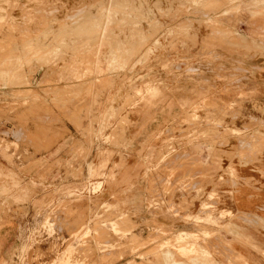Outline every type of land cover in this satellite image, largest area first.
<instances>
[{
  "label": "rangeland",
  "instance_id": "rangeland-1",
  "mask_svg": "<svg viewBox=\"0 0 264 264\" xmlns=\"http://www.w3.org/2000/svg\"><path fill=\"white\" fill-rule=\"evenodd\" d=\"M119 3L0 0V264H264V0Z\"/></svg>",
  "mask_w": 264,
  "mask_h": 264
},
{
  "label": "crops",
  "instance_id": "crops-1",
  "mask_svg": "<svg viewBox=\"0 0 264 264\" xmlns=\"http://www.w3.org/2000/svg\"><path fill=\"white\" fill-rule=\"evenodd\" d=\"M4 1H7V0H4ZM120 2V0H118V3ZM122 2V3H121ZM121 2L119 3L120 5H126L125 8H130V6H133V2L134 0H121ZM4 10V8L0 7V12ZM129 12V10H127ZM127 12V13H128ZM129 16H130V13H128ZM5 19V16L4 15H0V21L3 22ZM127 23V22H125ZM162 43L158 42V45H160ZM119 46L122 45L121 42H119L118 44ZM119 53L116 52V51H111V54H110V59H109V64L110 65H113L114 63H112V59L114 58V56H116V59L117 60H124V58L121 56V55H118ZM253 63H248L246 64L245 66L247 67L248 70H251L252 69V65ZM258 65V64H257ZM261 65V64H260ZM7 79H8V82H10L12 85H14V79H13V75L12 74H7ZM258 80H260V77L257 78ZM256 86H263V83L262 82H257L256 84H249V87H256ZM139 91V90H138ZM147 93L150 95V97L152 95L154 96H157L158 94L161 93V89L159 87H153V86H150V87H147L146 89ZM151 99L153 98H148L147 101H151ZM37 168V164H32L30 165L26 170L25 172L26 173H31L33 170H35ZM123 167L121 166V169ZM234 172V170H233ZM13 174V179L15 181V187L17 188L19 183L18 181L16 180V177L15 175H19L18 173H14L12 172ZM116 180V177L113 176ZM120 177H121V180L119 181V179H117L118 183H124V184H128L130 183L131 184V175H130V170H128L127 168L123 169L121 171V174H120ZM118 183H115V185H110L108 188L106 187V184L104 182V189H103V192L104 191H112V190H115L116 189V186L118 185ZM255 192L253 191H249L248 189H244L242 190L239 194H237L236 196L234 195V192L232 193L233 195V199L236 198V201H235V206H236V209H237V215L239 217H242L241 215L243 216H249V215H252L254 218H257L259 221H263L264 222V218H262L259 214L262 213L264 215V207H263V204H264V194H254ZM207 204V203H205ZM205 204H203V207L205 209ZM205 214H210L212 215L213 217V222L215 223H220L219 220H216L215 217H214V214L213 212H206L204 211ZM234 212L232 211H224L223 213H221L219 216V219H222L223 217H231V215L233 214ZM241 214V215H240ZM252 217V218H253ZM195 219H202L203 217H200V216H194ZM5 229V228H4ZM4 229H1L0 230V235L2 234L1 232L4 230ZM227 230H229V232L234 236V237H237V236H241L240 233H242V230H244L239 224H237L236 222L234 221H231V225L230 227L226 228ZM245 231V230H244ZM184 238H180L179 241H182ZM7 240V239H6ZM187 246L189 247V251L187 254H191L192 256L196 257V258H205L207 260H214L216 264H221L220 262H218L216 259H214L213 257V254L212 252L208 251L207 249H202V247H200L199 245L197 244H194V243H190V244H187ZM202 246V245H201ZM183 250H186L183 248ZM3 257V254L1 253V250H0V263L3 261L2 259ZM244 257V256H242ZM158 263L159 264H172V262H170L169 260H158ZM3 264H6V263H3ZM181 264H191L190 261H186V260H183L181 261ZM198 264H202L201 262H198Z\"/></svg>",
  "mask_w": 264,
  "mask_h": 264
}]
</instances>
